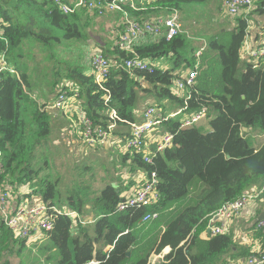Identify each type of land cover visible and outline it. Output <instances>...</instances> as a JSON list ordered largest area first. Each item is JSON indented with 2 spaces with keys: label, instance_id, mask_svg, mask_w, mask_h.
Here are the masks:
<instances>
[{
  "label": "trees",
  "instance_id": "obj_1",
  "mask_svg": "<svg viewBox=\"0 0 264 264\" xmlns=\"http://www.w3.org/2000/svg\"><path fill=\"white\" fill-rule=\"evenodd\" d=\"M212 2L215 0H140L138 11L130 7L127 11L140 21L156 20L174 10L185 19H194ZM82 12L65 15L53 0H0V54L5 53L9 66L18 72L0 73L3 179L17 188L29 184L45 202L67 206L80 215V220L58 215L53 229L44 234L41 241L46 240L48 263L152 264L153 253L161 254L166 248L172 252L154 264H228V259L242 263L256 256L252 246L237 239L234 227L225 235L206 233L224 204L252 189L264 191V144L257 149L243 136L245 129L264 134V58L257 65L242 59L250 21L254 16L264 17V0L237 17L223 12L235 22L233 29L213 34L204 31L197 82L186 96L173 89L176 79L197 68L198 49L187 35L135 47L142 60L171 62L168 70L153 67L129 72L124 61L134 55L117 46L118 56L106 57L120 67L112 69L104 91L87 75V65L82 62L89 41L81 26L85 25L86 9ZM23 62L26 70L21 68ZM43 65L50 81L39 76ZM44 82L51 84L53 97L59 92L55 88L61 86L69 96L76 92L86 117L105 130L111 124L112 110L121 120L118 127L136 123L140 101L150 98L163 118L173 110L188 115L206 108L210 130L205 132L199 125L182 128L181 117H172L161 126L162 133L172 135V145L158 153L151 164L136 152L122 155L129 174L141 170L147 178L156 173L159 201L150 208L116 212L128 197L123 195L126 188L122 183L118 187L107 184L95 198L96 191L83 183L65 200L59 189L61 181L53 178L48 153L39 151L50 144L53 128V115L46 109L50 100L41 102L43 105L37 100L38 88ZM67 83L71 86L65 87ZM141 180L133 185L144 182ZM84 187L88 191L79 197ZM152 212L160 213V218L146 227L150 222L143 223V219ZM91 214L92 221L88 219ZM162 224L165 230L160 237ZM248 234L256 235L264 247V232L256 225L250 226ZM26 243L16 240L0 222V264H11L14 254L21 256Z\"/></svg>",
  "mask_w": 264,
  "mask_h": 264
},
{
  "label": "built area",
  "instance_id": "obj_2",
  "mask_svg": "<svg viewBox=\"0 0 264 264\" xmlns=\"http://www.w3.org/2000/svg\"><path fill=\"white\" fill-rule=\"evenodd\" d=\"M140 0H75L71 5L64 0H53V3L65 15H72L80 12L83 9L90 15L96 17H106L110 13H120L122 15L123 30L121 31L118 47L134 56H130L124 61L126 70L149 71L153 67H157L155 63L142 60L135 52V47L144 45V41L149 39V42L158 40L172 41L180 35H185L184 24L181 14L174 10L165 16L159 17L156 20L148 21L135 20L130 16L127 8L130 7L138 11L137 3ZM150 1V0H143ZM259 0H223V12L230 17H237L242 14L245 9H252L258 4ZM1 36V34H0ZM247 42H245V45ZM244 45V47H245ZM243 47V50H244ZM246 55L248 59L253 60L257 65L264 58V43L261 47L252 50L247 48ZM92 75L101 88L111 75L113 68L119 66L116 61L108 60L102 52H96L90 57ZM7 71L11 74H16L17 70L9 66L6 54L0 56V73ZM197 68L188 70L182 78L175 81L174 89L179 92L193 88L197 82ZM69 91L59 90L55 103L50 104V108L57 109L67 117L72 110L71 97ZM73 96L77 97L76 92ZM105 101L109 102V97L106 96ZM183 112L180 111L179 114ZM208 110L202 108L197 114H188L187 117L181 119L182 128H188L199 124L201 121L207 120ZM176 116V115H174ZM174 116L163 118L161 113L155 106L147 108L143 115L142 121L136 123H127V126L132 127V134L127 138L126 150L132 154L136 152L145 157V162L151 164L158 153L163 152L166 148L172 145V135L164 134L162 141L158 144L155 151L149 150L148 140L152 132L156 128L162 126L164 121L169 120ZM111 124L107 130L94 126V122L86 117L83 107L81 117L68 116V120L74 127H80V134L83 140L90 147H94L97 143H104L113 133V130L118 127L117 121H121L115 110L109 113ZM5 168L2 161V153L0 151V222L12 233L16 240L27 241L29 243H37L42 240L44 234L50 232L54 227V222L58 215H66L72 219H79L80 215L68 207L59 208L44 201L42 197L30 191L27 186L24 187L12 185L7 179H3ZM132 193L128 194L127 199L120 203L116 212H124L133 208H150L158 203L159 195L157 193L158 178L155 172L143 179ZM22 189H25L23 191ZM264 194L263 190H249L242 197L229 201L224 204L217 213L213 216L211 222L221 223L220 225H209L210 234L212 236L225 235L228 233V222L241 215L251 204L261 201ZM160 213L152 212L146 215L143 223H148L153 220H158ZM217 219V221H216ZM81 223L84 224L82 221ZM258 230L264 232V221L256 224ZM152 264L157 260H150ZM89 264H99V261H93ZM239 264H264V251L256 256H251L245 262Z\"/></svg>",
  "mask_w": 264,
  "mask_h": 264
},
{
  "label": "crops",
  "instance_id": "obj_3",
  "mask_svg": "<svg viewBox=\"0 0 264 264\" xmlns=\"http://www.w3.org/2000/svg\"><path fill=\"white\" fill-rule=\"evenodd\" d=\"M67 4H72L75 0H64ZM223 0H215V2H212L209 6V10H210V20L212 23H214V25H217L218 27L221 28V30L224 32V30L226 29H230V28H234L235 26V22H233L229 17L225 16L223 13ZM213 7V8H211ZM253 9V8H252ZM82 12V10L80 11ZM87 12V11H86ZM84 12H82L83 14ZM81 14V13H80ZM96 16L94 15H90L88 12L85 15V20H84V24L86 26H93L96 25L95 22L99 21V20H103L104 24L102 27L103 30L101 31H106V32H112L113 36H110L109 41L107 43H105L106 45L100 44L101 42L99 40L96 41H90L87 44V48H86V54L87 56L89 55V62H86L87 65V75L88 76H93L92 75V69H91V64H90V57L97 52H102L105 56H108L111 58H114L115 56L117 57V43L120 39V35H121V31L123 30V25H122V15L120 13L114 12V13H110L108 16L106 17H96L97 20H95L94 22H90L88 21V19H92ZM251 25L250 28L248 30V34L246 36L245 41L247 42V44L244 47V50L242 52V59H248L247 55H246V49H252L255 50L259 47L262 46V44L264 43V17H257L254 16L252 18V20L250 21ZM197 24L194 23L193 26L195 27ZM184 30H185V35H188L190 37H195V36H201V34L204 33V31H202L200 28L195 27L194 30H190L188 28H185V24H184ZM202 31V32H201ZM200 34H195V33H199ZM200 41L199 47L200 49L197 51L196 53V61H197V72H198V68L201 64L200 61V57L202 55V51L204 49V47H202V45L205 43V41ZM149 39L144 41V45L148 44ZM103 50L105 52H103ZM93 51V52H92ZM1 56V54H0ZM156 64V66L162 70H168L169 68H171L172 64L171 62L167 61L166 59H160L154 62ZM191 70V69H189ZM71 86V84L67 83L65 85V87H69ZM57 90H63L64 87H57L55 88ZM73 90V89H71ZM173 92L176 93L177 95H182V96H186L187 95V90L183 91V92H179L176 89H173ZM54 95V94H53ZM53 95H51L49 97V102L51 103V100L53 99ZM143 101H140V105L139 108L136 110V119L137 122H141L142 121V115L144 113V111L149 108L150 106H153L154 104V100L150 99H142ZM54 101V100H53ZM71 104H72V110L71 112L67 115V117L63 116V114L60 112V114H52L53 119L55 121L59 120V117H63L64 121L66 123L69 124V129H70V135L72 137V139L74 140V143L77 144L78 146V153L83 154L84 150L86 148H97L96 150L101 151V153L96 154L95 156L99 157V156H106V158H108V163L106 162V165L104 166V171H106L105 175H102V177H106V179L108 177H110V179H112L109 183L110 185H113L115 187H118L119 183H122V187L126 188V190H124V194L128 195L130 193L133 192V190L137 187V185L139 183H137L136 185H133L135 183V181H138V179H143L144 177H146L143 172L141 170H138L136 173H133V175L128 173V170L125 168L124 164H123V158L122 155L127 154V150H126V145H127V138L130 137V135L132 134V127L129 126H120V127H116L113 130L112 136L105 141L104 143H97L96 146L94 147H90L85 140L82 139L81 134H80V127H74L70 121L68 120V116L71 114L73 117H81L82 114V110H83V105L81 102H79L77 100L76 96H72L71 97ZM157 110L159 111V113H161V110L157 108ZM181 110H173L171 116H174L175 118L177 117H181V119H183V117H187L186 114H184L183 112H181L179 114ZM207 121V120H205ZM210 120L208 119V122ZM204 121H201L200 123H202ZM199 123V124H200ZM197 124V125H199ZM249 130V129H246ZM252 131V130H250ZM164 136V133L161 132V126H159L158 128L155 129L154 132L151 133V135L148 137V147L149 150H155L156 147L158 146V144L162 141V137ZM264 144V140L260 145H254L255 148H260L262 145ZM94 156V155H93ZM115 174H114V171ZM133 183H132V182ZM139 182V181H138ZM131 184V185H129ZM133 185V186H132ZM28 187V189L30 191L32 190V187L28 184L25 185ZM24 187V186H21ZM23 191H25V189H22ZM67 207V206H66ZM90 205L86 206V209H89ZM264 213V200L262 199L260 202L257 201L253 204H251L250 206L247 207L246 210H244L241 213V218L240 220H236L235 223L234 221L230 220L228 222V230L231 227H234V231H236L237 234V239L240 240V238L238 237V234L240 232V230L242 232H244V237H248V230L250 228V226L256 225L255 221H257V219L261 216V214ZM94 215L91 214V216L88 218L91 221L93 220ZM155 220L151 221L150 223H148V225L146 227H151V225L154 223ZM215 223L217 222H211V226L216 225ZM161 235L160 237L163 235V231L165 230V225L162 224V226L159 228ZM209 230V227L208 229ZM227 230V231H228ZM160 234V233H159ZM206 235H210L207 231ZM159 237V238H160ZM206 237V236H205ZM256 235L254 236V234L252 236H250L249 238H247V241L245 242V245H250L252 246V249H254L253 251L255 253H260L262 251H264V247H263V242L259 239V238H255ZM204 238V237H203ZM243 241V239H242ZM244 242V241H243ZM171 249L170 248H166L163 250V252L161 254H156L155 252L153 253V255L151 256L150 260H157V261H162L167 255H169L171 253ZM228 264H239L240 262L238 261H230L229 259L227 260Z\"/></svg>",
  "mask_w": 264,
  "mask_h": 264
},
{
  "label": "rangeland",
  "instance_id": "obj_4",
  "mask_svg": "<svg viewBox=\"0 0 264 264\" xmlns=\"http://www.w3.org/2000/svg\"><path fill=\"white\" fill-rule=\"evenodd\" d=\"M209 5H206L203 14L198 13L200 16H196V18L194 19H185L184 16L181 15L182 22L183 24H185V28L194 30L195 27H198L202 31L206 30L209 34H213L220 31L221 28L217 25H214V23H212L210 20ZM95 20H97L96 17L92 18L91 20L89 19L90 22H94ZM194 23L197 24L195 27L193 26ZM95 24L96 25L93 26H85L81 24V26L90 41L99 40L101 42L100 44L106 45L105 43L109 41L110 36H113L112 32L101 31L103 30L102 27H105L103 26V20H99L98 22L96 21ZM201 32L195 34L197 35ZM206 34L207 33L195 37H190L187 35V37L189 38V40H192V42H194L197 49L199 50V40L204 41L203 36H205ZM88 43L89 41L87 42V44ZM202 47H205V45H202ZM56 50L60 51V49ZM103 52L105 51L103 50ZM82 62H84L85 64L86 62H89V55L86 57V60ZM20 65L22 70H26L24 62ZM39 76L44 81H50L49 72L45 65H43L42 70L39 72ZM40 86L41 87L38 88L37 91V100L40 103L39 105H43V103L41 102L48 101L49 97L53 93L50 90L51 84L44 82ZM46 92V97H43ZM52 98L53 99L51 100V103L54 104L56 97L54 96ZM77 100L79 101L78 97ZM46 109L54 115L60 114L57 109L54 110L50 108V104L47 106ZM52 121L53 128L52 135L50 137L51 142L47 147L40 148L39 151H44L48 153L47 158L51 162L53 178L56 180L59 179L61 181L59 188L61 192V197L65 200L69 199L70 197L67 196L69 195L72 189H76L77 186L86 183L89 184L94 191H96L95 195L93 196V198H95V196L98 195L99 190L103 189L107 185V183L112 180L110 179V177H108L107 179L106 177H102V175L106 174V171H104V166L106 165V162L108 163L109 159L103 155L99 157L95 156L96 154L101 153V151L96 150L97 148H86L83 154L78 153V146L76 143H74V140L70 135L69 124L64 121L63 117H59L58 121H55L54 119H52ZM199 126L205 132L210 130L208 119L207 121L200 123ZM243 136H246L250 144L253 146L260 145L264 140V134L246 129L243 131ZM143 179H145V177ZM86 191H88L86 187L82 188L80 190L79 197H83V193ZM240 218L241 215L234 218L232 221H234L235 223V221L240 220ZM238 237L240 239H243L244 242H246L247 238H249L244 237V232H242L241 230L238 234ZM44 243H46V240L43 242L40 240V242L37 243H26L27 246L24 250H22L21 256L14 254V256L11 258V264H21V262L24 264H49L47 261L48 254L46 253V251H44Z\"/></svg>",
  "mask_w": 264,
  "mask_h": 264
},
{
  "label": "water",
  "instance_id": "obj_5",
  "mask_svg": "<svg viewBox=\"0 0 264 264\" xmlns=\"http://www.w3.org/2000/svg\"><path fill=\"white\" fill-rule=\"evenodd\" d=\"M216 221H217V219H216ZM260 221H264V213H262L261 214V216L257 219V221H255V224H257L258 222H260ZM208 231V233L210 234V229L209 230H207ZM130 255V254H129Z\"/></svg>",
  "mask_w": 264,
  "mask_h": 264
}]
</instances>
